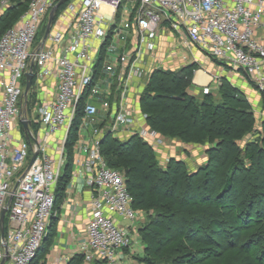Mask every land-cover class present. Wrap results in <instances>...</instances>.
<instances>
[{
    "label": "built area",
    "instance_id": "obj_1",
    "mask_svg": "<svg viewBox=\"0 0 264 264\" xmlns=\"http://www.w3.org/2000/svg\"><path fill=\"white\" fill-rule=\"evenodd\" d=\"M57 1L30 0L0 36V216L6 206L0 264H30L46 236L54 215V188L66 163V136L53 142L49 138L70 126L80 101L83 116L73 161L92 192L86 240L79 247L81 264H119L118 250L130 247L137 236L133 223L139 211L132 206L124 174L106 164L100 142L104 131L113 137L133 132L148 143L157 138L152 129L132 130L135 115L125 103L130 77L146 75L159 32L166 29L182 36L183 45L242 70L264 101V35L258 36L264 30V0H77L67 6L74 13L71 25L51 30L44 39L49 46H40L35 43L38 29ZM7 6L0 0V14ZM100 55L107 57L103 75L96 72ZM29 70L30 89L36 77L50 75L56 86L52 98L30 105L29 89L26 136L20 118L22 82ZM115 79L120 91L113 99ZM201 90L206 94L210 86ZM101 110L108 115L102 129L96 127ZM15 124L24 137L13 141ZM85 129L88 141L81 135ZM124 220L131 225H121Z\"/></svg>",
    "mask_w": 264,
    "mask_h": 264
},
{
    "label": "trees",
    "instance_id": "obj_2",
    "mask_svg": "<svg viewBox=\"0 0 264 264\" xmlns=\"http://www.w3.org/2000/svg\"><path fill=\"white\" fill-rule=\"evenodd\" d=\"M29 1L17 0L0 15L1 35L18 21ZM102 59L100 55L96 66ZM195 67L155 69L138 104L146 125L157 133L186 143H208L203 165L191 171L172 157L160 166L152 146L137 134L119 139L106 133L100 142L106 164L124 174L133 208L147 213V222L138 230L143 249L136 257L139 264H225L227 253L220 247L225 233L246 232L247 239L232 247L230 263L264 264V121L259 141L240 146L238 141L253 130L250 104L226 80L219 89L222 100L214 101L211 93L196 100L188 93ZM81 114L80 101L73 133L65 141L66 163L54 188V211L70 180ZM53 221L30 264H45L55 235ZM257 244L259 255L252 253ZM82 261L77 253L65 264Z\"/></svg>",
    "mask_w": 264,
    "mask_h": 264
},
{
    "label": "crops",
    "instance_id": "obj_3",
    "mask_svg": "<svg viewBox=\"0 0 264 264\" xmlns=\"http://www.w3.org/2000/svg\"><path fill=\"white\" fill-rule=\"evenodd\" d=\"M73 20L74 13L71 11L65 12L62 17V21L55 23L53 26V30H65L66 28H68V26L71 25ZM263 35L264 30H260L258 32V36ZM156 41L157 50L155 52V56L152 58V60H148V63L152 61L153 68H163L167 66L180 67L184 65L195 64L196 67L193 70V76L191 80L193 92H197L198 90L202 89V87L205 85H209L210 88L213 89L218 85L221 80H229V83H231L237 89H240V91L244 94L250 106L253 108L254 113H261L264 116V101L262 94L256 88V86L247 78V76L242 70L234 69L226 63L211 58L194 46L183 45L182 36L176 33L169 32L166 29L160 30ZM37 44L43 47L49 46L48 41L39 40ZM181 46H183L182 49L179 48ZM186 47L190 50V52H187L184 49ZM106 59L107 57H104L100 65L96 66L97 74L103 75L102 64L103 61H106ZM48 65L50 66L51 64ZM149 67L150 66H148V64L145 65L146 70H148ZM143 78V76H132L128 81V90L125 97V103L135 115L132 130H137L140 128H144L146 130L149 129V127L146 125L145 118H143L142 113H140L138 104L139 95L145 85ZM116 82L117 81L115 79L111 86V97L113 99L118 96L120 91ZM55 86L56 79L54 75L40 78L36 77L32 88L35 91L36 100H47L52 98L55 92ZM107 117L108 115L106 114V112L104 110H101L99 115V121L96 122V127L102 129L105 125H107ZM261 121H264V118ZM60 131L61 130H59L54 135H52L51 138H49L50 142L60 140V138L63 137L59 136L61 135ZM82 133L83 134L81 135L83 136L84 141H88L89 131L85 129ZM106 133L108 132L104 131V134ZM131 135H134L133 132L120 131L118 132L116 137L119 139H127ZM11 137L13 141L24 137V134L21 132L18 124H15L14 128L12 129ZM156 137L157 138L154 139L155 141L152 140L149 144L153 147L156 157L159 160L164 156H168V158L169 156L178 158L179 156L175 154L177 149L181 147L183 148V150L186 151V153L190 152L189 147H187L188 144L181 143L177 139H170L164 137V141H162L161 136L158 137V134H156ZM157 139L162 142H157ZM197 147H200V145H197ZM195 148L196 146L193 147V149ZM200 148L202 151L200 150ZM200 148L199 153L194 156L195 163H198L196 166L198 167L203 165L207 160V155L205 154L207 146H202ZM72 158V167L70 173L71 181L68 182L64 191V196L61 202L59 203V206L54 211L53 222L55 225V235L52 239V244L49 247L48 252L45 254V264H53L54 262H60L61 264H65L70 257L79 253V247L81 243L86 240V225L89 217V202L91 199L92 192L90 187L85 182V177L81 174L76 173L75 171V165L73 161L74 150L72 152ZM164 165L165 164H163L162 166ZM192 170L194 171L195 169ZM138 221H141V218H139ZM122 222L123 221L120 222L121 225ZM133 226L138 228L135 222L133 223ZM136 243L139 244L140 250L142 251L143 246L140 242V239H136L135 237V241L130 247L118 250L117 256L119 264H127L128 262H130L129 258L132 256V254L137 252L135 248V246L137 245Z\"/></svg>",
    "mask_w": 264,
    "mask_h": 264
},
{
    "label": "rangeland",
    "instance_id": "obj_4",
    "mask_svg": "<svg viewBox=\"0 0 264 264\" xmlns=\"http://www.w3.org/2000/svg\"><path fill=\"white\" fill-rule=\"evenodd\" d=\"M7 1V3H8V6H10V5H14V4H16V2H17V0H6ZM70 2H72V3H76L77 2V0H67V1H65L64 3H62L59 7H58V9L56 10V12H55V16H54V19H53V22H52V25H51V28H50V31L52 30L53 31V26H54V24L55 23H57V22H61L62 21V17H63V15L65 14V12H68V10H67V6H68V4L70 3ZM7 6V7H8ZM7 7L5 8V10L7 9ZM4 10V11H5ZM48 13H49V11L46 13V15L44 16V18H43V21H42V23H41V25H40V27H39V29H38V32H37V35H36V38H35V43L36 42H38L39 40H41L42 38H43V35H44V31H45V28H46V25H47V20H48ZM0 35H1V32H0ZM181 43V42H180ZM180 49H182L183 48V46H181V47H179ZM187 52H190V50L186 47V48H184ZM103 54V53H102ZM175 55H177V54H175ZM178 58H179V55H178ZM148 60H152V59H148ZM147 64H148V66H150L149 68H148V70H146V75H144L143 77V80H144V82H146V80L148 79V75L151 73V72H153L155 69H163V70H171V71H177V70H179L181 67H184V66H189V65H184V66H170V67H163V68H160V67H156V68H153V66H152V61L151 62H149L148 63V61H147ZM192 76H193V72H192ZM192 76H191V80H192ZM225 80V79H224ZM227 81V80H226ZM223 82V80H221L219 83H218V85L215 87V88H213V89H211L210 88V91L208 92V93H211L212 95H213V100L214 101H216V102H219L220 100H222V98H221V96H220V92H219V89H220V85H221V83ZM228 83L230 82L229 80L227 81ZM145 84V83H144ZM229 85L230 86H232V87H234L231 83H229ZM33 86V85H32ZM236 88V87H235ZM237 89V88H236ZM237 92H238V94L240 95V96H242L243 98H245L246 99V97L244 96V94L240 91V89H237ZM188 93H190L191 95H193V96H195V98H196V100H201V99H203V95L205 94V93H203L202 92V90L200 89V90H198L197 92H193V90H192V82H191V85L189 86V88H188ZM208 93H206V94H208ZM29 96H30V100H29V103H28V101H26L29 105L30 104H32L34 101H36V95H35V91H34V89H30V93H29ZM247 100V99H246ZM248 101V100H247ZM249 103V102H248ZM251 107V106H250ZM251 109H252V112L254 113V110H253V108L251 107ZM263 113V112H262ZM82 116H83V114H81V118H80V120H79V124L82 122ZM254 117H255V121H254V125H253V130L250 132V133H248L247 135H245L240 141H238V144L240 145V146H245L246 145V143L248 142V141H253V140H258L259 141V132H261V130H262V122L263 121H261L263 118H264V116L260 113V114H257V113H254ZM262 118V119H261ZM71 124H72V122H71ZM71 124H70V126L68 127V128H63V129H61V135H59L60 137L61 136H66V138H68V136H69V133H73L72 132V128H71ZM35 127H34V130H36L37 128H36V125H34ZM150 129V128H149ZM151 130V129H150ZM77 131H78V129H77ZM156 132V131H155ZM77 134V133H76ZM156 134H158V137H160L161 136V138H162V141H164L163 140V138L164 137H167V138H170V139H177V138H175V137H169V136H165V135H161V134H159V133H157L156 132ZM77 136H78V134H77ZM63 138V137H62ZM62 138H60V140L62 139ZM177 140H179V139H177ZM161 141V142H162ZM181 143H184V144H188V146L187 147H189V149H190V152L189 153H186V151L185 150H183V148L181 147V148H178L177 149V151H176V154L175 155H178L179 157V159H181V160H183L184 162H185V166H186V168L188 169V170H192V169H197L198 168V166H196L198 163H195V160H194V156L195 155H197L198 153H199V151L201 150V148L200 147H202V146H207V149H208V147H209V144L208 143H186V142H183V141H181V140H179ZM161 142H159V143H161ZM168 145H172V144H168ZM197 145H200V147H197ZM194 146H196V148L195 149H193V147ZM153 148V147H152ZM199 148H200V150H199ZM207 149L205 150V154H206V151H207ZM154 150V149H153ZM202 151V150H201ZM154 153H155V151H154ZM168 155V154H167ZM193 157V158H192ZM170 158H172V157H170L169 156V158H168V156H164L163 158H161L160 160L157 158V163H158V165H160V166H162L163 164H166L167 162H168V160L170 159ZM191 168V169H190ZM119 170V169H118ZM226 170H227V167L225 166H223V168H222V174L224 175V172H226ZM193 171V170H192ZM71 179V178H70ZM69 181H71V180H69ZM139 211V214H138V216H137V220H136V222H135V224H136V226L138 227L137 229L139 230V228H141V226H143L146 222H147V220H146V212L145 211H143V210H138ZM139 218H141V221H138L139 220ZM126 224H130V222L129 221H127V220H124L123 222H122V225H126ZM137 230V236H135L136 237V239H140V237H139V231ZM228 230V229H227ZM247 235H248V233H242V234H240L239 236L238 235H235V234H230V233H225V239H226V241L224 242V246H220L222 249H225L226 250V253H227V257H226V259H225V264H231L230 263V254H231V252H232V247L233 246H236V245H238L242 240H245V239H247ZM137 245L135 246V248H136V250H137V252H135L134 254H132V256L129 258L130 259V262H128L127 264H139V261H138V259H137V257H136V255H140L141 254V250H140V246H139V244L138 243H136ZM143 246V245H142ZM259 249H260V244H257V245H255V246H253V248H252V253L253 254H256V255H259ZM263 257V256H262ZM263 260H264V257H263Z\"/></svg>",
    "mask_w": 264,
    "mask_h": 264
},
{
    "label": "water",
    "instance_id": "obj_5",
    "mask_svg": "<svg viewBox=\"0 0 264 264\" xmlns=\"http://www.w3.org/2000/svg\"><path fill=\"white\" fill-rule=\"evenodd\" d=\"M67 0H58L49 10L48 13V20H47V25L44 31V35L43 38L41 39V41H44V39L47 37V35L50 32V28L55 16V12L58 9V7L64 3ZM32 80H33V73L31 72V70L25 72L24 77H23V82H22V111H21V118H20V123L21 126L24 130V133L26 136H28V134L30 133V120L26 117V107H25V99L27 97V94L29 92V89L31 87L32 84ZM36 154H33V157L30 161V163L32 162V160L34 159ZM6 211V206L3 208L2 212H1V216H0V232H1V236H3L4 230H3V221H4V214Z\"/></svg>",
    "mask_w": 264,
    "mask_h": 264
}]
</instances>
